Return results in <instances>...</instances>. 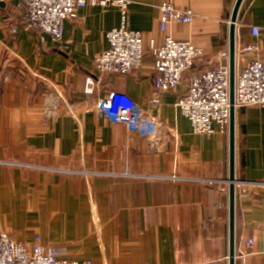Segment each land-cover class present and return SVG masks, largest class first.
<instances>
[{"label": "crops", "instance_id": "obj_1", "mask_svg": "<svg viewBox=\"0 0 264 264\" xmlns=\"http://www.w3.org/2000/svg\"><path fill=\"white\" fill-rule=\"evenodd\" d=\"M131 1L128 27L143 34L145 62L106 80L157 116L151 138L97 114L102 86L84 93L87 77L99 76L93 60L108 48L107 32L121 24L118 8L80 9L55 42L26 29L21 0L0 3V227L28 245L40 236L81 263L230 264L229 131L196 135L175 105L192 74L229 67L236 0ZM163 2L191 9L193 22L162 30ZM236 23L242 69L264 57V0H243ZM167 36L203 53L154 105L152 45ZM253 44L256 52L243 50ZM53 90L64 100L49 120ZM235 121V264H264V107L238 108Z\"/></svg>", "mask_w": 264, "mask_h": 264}, {"label": "built area", "instance_id": "obj_2", "mask_svg": "<svg viewBox=\"0 0 264 264\" xmlns=\"http://www.w3.org/2000/svg\"><path fill=\"white\" fill-rule=\"evenodd\" d=\"M9 0H0L6 3ZM131 0H21L23 24L27 30L50 35L55 42H61L65 33V23L78 17L85 7H112L121 12V24L106 34L108 48L97 53L94 66L98 78L88 76L84 93L96 95V87L102 86L106 95L99 98L95 110L112 124L125 125L130 133L139 137L151 138L156 135L157 116L146 111L126 93L113 91L106 80L110 76H124L140 69L145 62L143 34L128 27V9ZM160 26L166 30L177 23L190 24L194 19L191 9L175 7L170 2L159 6ZM17 29L13 30L15 33ZM254 37H259L260 29H252ZM160 47L153 46L155 63L154 95L151 102L160 104V95L180 86L184 73L192 69L203 49L186 40H174L167 36ZM245 52H256L257 46L246 45ZM236 109L245 106L264 107V57L255 58L242 69L235 70ZM230 72L229 67L218 66L189 78L187 91L176 102L180 114L187 118L193 132L198 135L212 136L228 133L230 128ZM57 100L48 99L44 112L48 117L56 116L59 103L64 99L57 92ZM254 239L247 242L249 249ZM57 249L46 247L40 237L32 245L16 241L7 230L0 227V264H92L63 259Z\"/></svg>", "mask_w": 264, "mask_h": 264}, {"label": "water", "instance_id": "obj_3", "mask_svg": "<svg viewBox=\"0 0 264 264\" xmlns=\"http://www.w3.org/2000/svg\"><path fill=\"white\" fill-rule=\"evenodd\" d=\"M243 0H236L234 4V9L230 18V46H229V56H230V64H229V72H230V105H231V113H230V128H229V137H230V177H229V202H230V210H229V219H230V226H229V259L230 264H235V245H236V235H235V194H236V170H235V114H236V107L234 105L235 99V75H236V21L238 18V14L241 9Z\"/></svg>", "mask_w": 264, "mask_h": 264}, {"label": "rangeland", "instance_id": "obj_4", "mask_svg": "<svg viewBox=\"0 0 264 264\" xmlns=\"http://www.w3.org/2000/svg\"><path fill=\"white\" fill-rule=\"evenodd\" d=\"M49 93H50V98H49V99H55V100L58 101V102L60 101V100H57V98H56V97H57V94L55 93V90H53V91H51V92H49ZM45 115H46V117H47L49 120H51V118H55V117H56V116L48 117L47 114H46V112H45ZM26 231L28 232L29 230H25V232H26ZM39 237H40V236H36V237H34V239H35V238H39ZM40 239H41V237H40ZM33 242H34V240H33ZM41 242H42V239H41ZM42 243H43V242H42ZM46 247H48V246H46ZM89 261H90V260H89ZM89 261H88V262H89ZM91 263H92V261H91Z\"/></svg>", "mask_w": 264, "mask_h": 264}]
</instances>
